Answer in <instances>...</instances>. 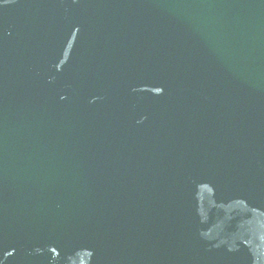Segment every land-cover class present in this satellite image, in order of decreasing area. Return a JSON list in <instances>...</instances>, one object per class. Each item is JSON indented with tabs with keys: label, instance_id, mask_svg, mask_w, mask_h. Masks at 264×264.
Masks as SVG:
<instances>
[{
	"label": "water",
	"instance_id": "water-1",
	"mask_svg": "<svg viewBox=\"0 0 264 264\" xmlns=\"http://www.w3.org/2000/svg\"><path fill=\"white\" fill-rule=\"evenodd\" d=\"M0 264H264V0H0Z\"/></svg>",
	"mask_w": 264,
	"mask_h": 264
}]
</instances>
